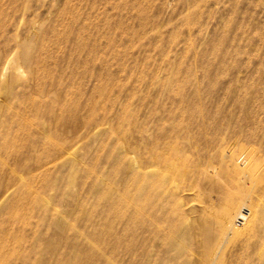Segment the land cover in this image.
Returning a JSON list of instances; mask_svg holds the SVG:
<instances>
[{"label": "rangeland", "instance_id": "rangeland-1", "mask_svg": "<svg viewBox=\"0 0 264 264\" xmlns=\"http://www.w3.org/2000/svg\"><path fill=\"white\" fill-rule=\"evenodd\" d=\"M0 264H264V0H0Z\"/></svg>", "mask_w": 264, "mask_h": 264}, {"label": "built area", "instance_id": "built-area-1", "mask_svg": "<svg viewBox=\"0 0 264 264\" xmlns=\"http://www.w3.org/2000/svg\"><path fill=\"white\" fill-rule=\"evenodd\" d=\"M247 215H248L247 209L246 208H243V209L240 210L239 215L235 217V221L237 223L241 224L244 221V219H245V217Z\"/></svg>", "mask_w": 264, "mask_h": 264}, {"label": "bare ground", "instance_id": "bare-ground-1", "mask_svg": "<svg viewBox=\"0 0 264 264\" xmlns=\"http://www.w3.org/2000/svg\"><path fill=\"white\" fill-rule=\"evenodd\" d=\"M93 2V1H92ZM97 3H95L94 5H93V7L96 5ZM97 8V7H96ZM115 8V7H114ZM96 13H98V11H96ZM11 61L12 60H10V64H11ZM11 66H12V64H11ZM12 67H14V66H12ZM229 223H230V221H228ZM232 223V222H231ZM226 227H228V226H226ZM225 228V227H224ZM226 230V229H225ZM228 230V229H227ZM225 232V231H224ZM224 234V233H223ZM211 237L209 236V235H207L206 237H205V243H206V246L209 248V246H210V242H211ZM219 240V239H218ZM220 241V240H219ZM217 244V243H216ZM201 246V245H200ZM217 247H218V245H217ZM207 252V251H206ZM215 252V251H214ZM201 253V252H200ZM212 253V252H211ZM201 255V254H200Z\"/></svg>", "mask_w": 264, "mask_h": 264}]
</instances>
